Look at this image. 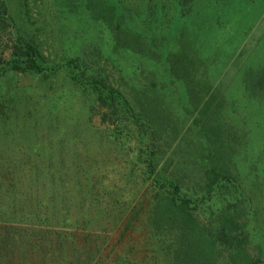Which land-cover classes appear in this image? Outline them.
Here are the masks:
<instances>
[{
    "label": "rangeland",
    "instance_id": "1",
    "mask_svg": "<svg viewBox=\"0 0 264 264\" xmlns=\"http://www.w3.org/2000/svg\"><path fill=\"white\" fill-rule=\"evenodd\" d=\"M186 1L121 4L126 24L154 37L159 48H174L183 30L210 62L213 85L225 100L222 115L230 130L223 142L232 149L236 178L210 195L199 183L203 149L212 148L164 59L116 47L108 26L91 16L84 0H6L11 26L0 38V166L21 196L33 201L54 196L62 201L57 211L91 220L95 235L107 232L95 240L103 250L92 264H168L144 225L154 189L149 149H158L160 175L180 180L183 192L197 198L205 212L239 202L249 219L251 251L264 264V0ZM23 39L40 54L47 67L42 73L10 69V47ZM78 56L91 71L112 79L133 109L140 93L152 90L176 119L179 137L152 147L125 105L117 124L102 121L96 93L74 77L78 70L70 60ZM41 242L26 264H68L47 253V238ZM83 257L91 258L77 259L84 262Z\"/></svg>",
    "mask_w": 264,
    "mask_h": 264
},
{
    "label": "trees",
    "instance_id": "2",
    "mask_svg": "<svg viewBox=\"0 0 264 264\" xmlns=\"http://www.w3.org/2000/svg\"><path fill=\"white\" fill-rule=\"evenodd\" d=\"M84 1L91 16L108 26L116 47L153 60L164 59L168 74L183 85L189 106L186 110L195 115V122L212 148L203 149L206 163L199 183L203 193L210 195L223 182L235 183L232 149L223 142V136L230 130L222 115L225 100L214 87L210 62L194 39L182 30L174 48H159L154 37L131 23L126 24L121 0ZM10 20L7 2L0 0V38L9 32ZM10 49L11 70L21 73L46 70L40 54L29 41L13 42ZM70 63L78 70L74 77L85 80L96 93L95 107L102 121L117 124L125 105L127 111H132L134 124L147 131L152 147L159 140L168 143L179 137L181 129L176 119L152 90H143L134 103L137 108L133 109L120 87L109 77L86 67L84 57L78 56ZM157 150L149 149L148 153L147 172L154 189L144 225L157 243L158 254L166 257L168 264H261L251 251L249 219L239 202H226L217 210L205 212L197 198L183 192L180 180L160 175L155 163ZM18 188L5 167L0 166V264H26L25 258L42 243L43 237L48 239L50 256L63 258L68 264H73L75 259L76 264H92V256L97 257L103 250V244L95 240H102L108 236L107 232L95 235L91 220L71 219L66 212L57 211L55 205L62 201L54 196L49 201H33L31 195L21 196ZM58 244L64 249L54 248ZM84 254L91 258L83 257L84 262L79 261L77 257Z\"/></svg>",
    "mask_w": 264,
    "mask_h": 264
}]
</instances>
